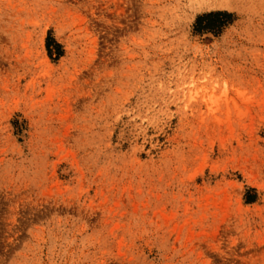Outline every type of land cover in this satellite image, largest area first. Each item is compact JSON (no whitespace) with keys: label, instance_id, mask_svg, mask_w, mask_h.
Returning <instances> with one entry per match:
<instances>
[{"label":"rangeland","instance_id":"374dc122","mask_svg":"<svg viewBox=\"0 0 264 264\" xmlns=\"http://www.w3.org/2000/svg\"><path fill=\"white\" fill-rule=\"evenodd\" d=\"M0 264H264V0H0Z\"/></svg>","mask_w":264,"mask_h":264},{"label":"trees","instance_id":"16d2710c","mask_svg":"<svg viewBox=\"0 0 264 264\" xmlns=\"http://www.w3.org/2000/svg\"><path fill=\"white\" fill-rule=\"evenodd\" d=\"M220 14H222V13H216V14H209V16H211V15H215V16H218V15H220ZM203 17H204V16H203ZM203 17H200L198 21H201V19H202Z\"/></svg>","mask_w":264,"mask_h":264}]
</instances>
